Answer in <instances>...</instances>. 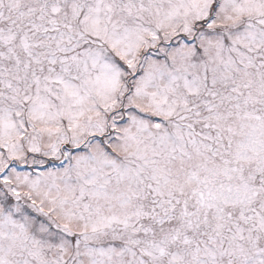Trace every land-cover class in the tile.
Masks as SVG:
<instances>
[{
  "label": "snow or ice",
  "instance_id": "snow-or-ice-1",
  "mask_svg": "<svg viewBox=\"0 0 264 264\" xmlns=\"http://www.w3.org/2000/svg\"><path fill=\"white\" fill-rule=\"evenodd\" d=\"M0 264H264V0H0Z\"/></svg>",
  "mask_w": 264,
  "mask_h": 264
}]
</instances>
